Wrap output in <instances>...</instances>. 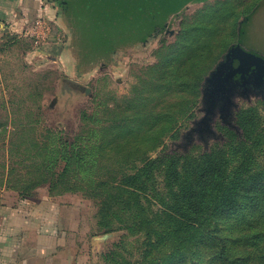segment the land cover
<instances>
[{
    "label": "rangeland",
    "instance_id": "374dc122",
    "mask_svg": "<svg viewBox=\"0 0 264 264\" xmlns=\"http://www.w3.org/2000/svg\"><path fill=\"white\" fill-rule=\"evenodd\" d=\"M79 1L91 12H95L98 29L104 30L108 37L99 30L100 38L95 37L97 41L101 39L99 45L96 40L95 44L92 43L95 21L92 20L88 26L86 19L82 18V11L66 0H0V7L8 3V12L4 9L0 15L1 120L12 118L15 121H30L35 124L39 134L46 135V131H50L57 138L69 142L82 130L84 114L94 115L101 120L111 119L115 114L127 117L136 114L141 115L145 121L161 120L150 132L144 134L157 135V130L166 125L165 119L186 104V100L193 98L186 80L188 84L193 83L195 75L205 68L208 74L204 77L198 102L181 117L172 132L162 135V143L148 152V157L155 158L162 151L199 155L225 140L221 127L240 134L235 124L239 109L256 106L262 114L264 92L251 93L245 97L238 95L234 98L236 106L232 108L228 120L230 125L216 115L211 123L214 135L191 132L204 116L205 78L224 60L229 50L240 44L245 50L264 58V5L261 4L253 12L258 0L190 2L177 12L168 13L160 25H156L160 18H153L156 24L150 22L155 26L147 36L141 38L134 35L119 39L117 35L127 30L126 27L132 21V16L123 8L128 0ZM144 3L149 5L152 0H135L132 6ZM181 3L176 2L173 7ZM223 4L225 7L235 6L238 17L229 20L221 17L219 8ZM114 6L119 9L117 16L122 24L118 26L117 32L109 29L104 10L107 7L113 10ZM251 10L253 13L245 21ZM134 15L137 18L133 21L139 20V15ZM242 22L245 23L241 30ZM191 24L199 26L194 54L209 57L205 60H186V51L183 52V42L180 41L185 27ZM141 28L136 27L137 32L133 33L137 34ZM153 68L171 79V90L162 94L153 90L156 87V81L151 79ZM138 97L137 102L145 103L140 109L134 103ZM99 126L102 125L98 124L95 128ZM260 127L259 132L264 134V123ZM134 140L137 142L132 146ZM134 140L120 145V149L109 150L110 154H106L102 163L117 162L128 152L134 160L148 147V143L141 137ZM5 159L0 151V175L6 170L1 165ZM134 162L136 166L139 165L137 160ZM105 175L100 171L97 176L102 178ZM155 178L157 193L165 195L163 176L156 172ZM4 181L0 178V186H4ZM13 181L20 186L29 180L17 182L15 178ZM84 189L63 191L57 188L50 191L48 184H45L30 192L31 197L49 195L61 206V228L75 256L73 264H108L104 255L116 249L117 245L120 246L117 250L125 256L137 258L142 240L140 234L129 235L125 230L99 232L96 225L97 206L91 196L93 194H88ZM105 234L109 235L108 239H97ZM168 248H163L156 255L157 258L162 257L160 253Z\"/></svg>",
    "mask_w": 264,
    "mask_h": 264
},
{
    "label": "trees",
    "instance_id": "16d2710c",
    "mask_svg": "<svg viewBox=\"0 0 264 264\" xmlns=\"http://www.w3.org/2000/svg\"><path fill=\"white\" fill-rule=\"evenodd\" d=\"M202 1L206 0H184L165 12L152 11L146 3L133 7L135 0H128L123 8L132 21L116 38H143L155 26L156 16L161 24L168 13L177 12L188 2ZM261 4L264 0H258L253 12ZM224 5L219 8L221 17L236 19L237 8ZM104 10L109 29L117 32L122 25L117 16L119 9ZM253 12L249 11L247 18ZM134 14L139 15V20L133 21L137 18ZM139 26L141 30L133 33ZM99 30L106 36L104 30ZM198 34L199 26L191 24L181 35L186 60L209 58L194 54ZM207 74L205 68L195 75L193 83L186 80L193 98L165 119L166 125L157 130V135L144 134L161 120L145 121L136 114H115L105 120L84 114V128L69 142L50 131L39 134L30 121L0 119V151L6 158L1 164L6 170L0 175L4 186L20 197H31L32 190L45 184L50 191L85 187L97 206L99 232L125 230L129 235L140 234L142 239L137 258L125 256L117 245L104 255L108 264H264V134L259 132L264 123V100L262 114L256 106L236 113L240 134L221 127L225 140L199 155L162 151L155 158L148 157V152L162 143V135L172 132L198 102ZM151 79L156 81L153 90L160 94L173 87L171 79L156 68ZM137 101L139 97L134 103L140 109L145 103ZM98 124L102 126L95 128ZM138 137L148 143L147 149L134 159L138 166L130 152L112 164L102 163L112 148L120 149V145ZM100 171L106 177L97 176ZM156 172L163 176V196L157 193ZM15 178L17 182L29 181L19 186L14 183ZM165 247L169 248L157 258Z\"/></svg>",
    "mask_w": 264,
    "mask_h": 264
},
{
    "label": "crops",
    "instance_id": "0c3cea01",
    "mask_svg": "<svg viewBox=\"0 0 264 264\" xmlns=\"http://www.w3.org/2000/svg\"><path fill=\"white\" fill-rule=\"evenodd\" d=\"M61 213L49 195L20 197L0 186V264H73Z\"/></svg>",
    "mask_w": 264,
    "mask_h": 264
},
{
    "label": "water",
    "instance_id": "95a60500",
    "mask_svg": "<svg viewBox=\"0 0 264 264\" xmlns=\"http://www.w3.org/2000/svg\"><path fill=\"white\" fill-rule=\"evenodd\" d=\"M180 1L184 0H152L148 6L152 11H166L175 8L174 4ZM247 20L248 18L245 21ZM242 24L243 22L240 27ZM241 33L243 32L241 31ZM230 51L233 60H223L205 78L203 87L204 116L195 124L196 127L191 132L200 131L199 133L214 135L211 123L216 115H219L222 122L230 125L228 120L232 115V108L236 106L234 98L238 95L241 96L236 86L231 84L235 75L241 73L243 68H252L255 73L264 74V58L262 56L245 50L240 44L234 46ZM235 61L237 62L236 67L233 65ZM108 238L109 235L105 234L97 239L106 240Z\"/></svg>",
    "mask_w": 264,
    "mask_h": 264
},
{
    "label": "flooded vegetation",
    "instance_id": "af4514ba",
    "mask_svg": "<svg viewBox=\"0 0 264 264\" xmlns=\"http://www.w3.org/2000/svg\"><path fill=\"white\" fill-rule=\"evenodd\" d=\"M66 1L69 4L76 5L82 11L83 16H84L82 18L86 19L85 21H86V24L88 26L90 25V22L92 20L95 21L96 27H95V32L93 34L94 37H93V41H92V43L95 44L94 42L97 41V39H95V37L99 36V38H100V36H101V33L99 32V29L97 27V23H99V22H97L98 17L95 14V12L94 11L91 12L90 9L88 7H86V5H83L79 2H77L76 0H66ZM188 3H190V2H188ZM248 20H249V18H248ZM157 25H160V24H157ZM162 28L163 27H161V29ZM94 40H96V41H94ZM100 42H101V39L99 41H97L96 44L98 43V45H99ZM88 46L89 47L91 46L90 43ZM107 47H109V45ZM230 50H232V49H230ZM230 50L228 53L229 57L227 56L228 59L226 57V59L224 58V60H229V61L233 60V58H231L232 53H230L231 52ZM233 65L236 67L237 62L235 61L233 63ZM231 84H234L236 86V89L239 90L241 96H243V97H245L251 93L260 94V93L264 92V74L255 73L252 68H250V69L249 68H243L241 73H237L235 75L234 80L231 82Z\"/></svg>",
    "mask_w": 264,
    "mask_h": 264
}]
</instances>
